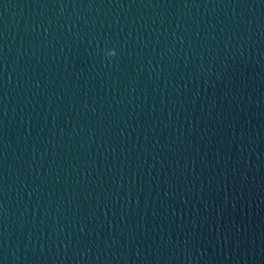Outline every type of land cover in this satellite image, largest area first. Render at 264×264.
Returning <instances> with one entry per match:
<instances>
[{
    "label": "water",
    "instance_id": "1",
    "mask_svg": "<svg viewBox=\"0 0 264 264\" xmlns=\"http://www.w3.org/2000/svg\"><path fill=\"white\" fill-rule=\"evenodd\" d=\"M0 264H264V0H0Z\"/></svg>",
    "mask_w": 264,
    "mask_h": 264
},
{
    "label": "clouds",
    "instance_id": "2",
    "mask_svg": "<svg viewBox=\"0 0 264 264\" xmlns=\"http://www.w3.org/2000/svg\"><path fill=\"white\" fill-rule=\"evenodd\" d=\"M115 54V53H114Z\"/></svg>",
    "mask_w": 264,
    "mask_h": 264
}]
</instances>
